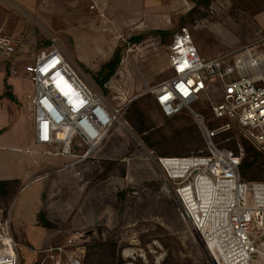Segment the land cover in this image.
Here are the masks:
<instances>
[{"label":"rangeland","instance_id":"374dc122","mask_svg":"<svg viewBox=\"0 0 264 264\" xmlns=\"http://www.w3.org/2000/svg\"><path fill=\"white\" fill-rule=\"evenodd\" d=\"M195 5L191 0H0V33L17 43L11 56L0 54V178L13 180L17 193L0 206V222L10 220L21 244V264H67V255L55 248L72 236L75 244L66 250L78 252L83 264H214L200 236L182 220L154 159L203 154V136L189 113L167 118L156 102V86L171 76L168 45L158 35L132 38L186 27L205 59L245 47L264 54V0H212L196 10ZM55 48L112 106L123 107L122 116L87 159L40 152L34 160L29 152L30 161L34 86L25 65ZM116 52L120 62L101 85L97 76ZM211 96L218 97L215 91ZM208 98L201 96L192 106L212 118ZM139 113L143 132L131 120ZM222 138L221 146L246 157L244 144L252 142L236 123ZM258 161L264 163V155ZM256 166V181L264 182V164ZM43 218L50 227L41 225Z\"/></svg>","mask_w":264,"mask_h":264},{"label":"built area","instance_id":"2783aa9c","mask_svg":"<svg viewBox=\"0 0 264 264\" xmlns=\"http://www.w3.org/2000/svg\"><path fill=\"white\" fill-rule=\"evenodd\" d=\"M16 51V41L0 33V54ZM168 62L171 76L154 90L158 107L167 118L189 113L205 143L203 154L154 158L174 192L179 214L200 236L214 264H264V182L244 180L242 153L217 141L236 123L264 152V54L245 47L205 59L183 27L168 49ZM25 70L34 86L36 145L50 155L89 158L120 122L123 107L112 106L58 48L41 52ZM205 95L212 118L192 106ZM216 120L224 121L217 125ZM75 239L55 248L67 255V264H83L78 252L66 250ZM20 248L4 218L0 264H21Z\"/></svg>","mask_w":264,"mask_h":264},{"label":"trees","instance_id":"16d2710c","mask_svg":"<svg viewBox=\"0 0 264 264\" xmlns=\"http://www.w3.org/2000/svg\"><path fill=\"white\" fill-rule=\"evenodd\" d=\"M192 2H194L195 5V10L198 9L199 7H201L202 5H209L211 3L212 0H191ZM158 35L160 36L164 42L166 43V45H168V49L171 46L174 37L176 35V29H158V30H151L148 31L146 33L140 34L138 36H135L132 38V41H140L141 39H143L146 35ZM159 47L161 46L160 41H158L157 44ZM120 62V54L119 52H116L113 56V58L108 61L106 64L103 65L101 71L99 72L98 76H97V80L99 81V83L101 85H103L106 80L112 76L115 73V70L118 66ZM10 97H13L12 93H9ZM136 106V104H133V107L131 108V110ZM136 118L135 119H131L133 125L135 126V128L137 129V131L139 132H143L145 131L147 128L143 125L142 121L140 124L139 122V118H141L143 115L141 113L136 114ZM181 116V115H180ZM178 117V116H177ZM176 118V117H173ZM224 135V133H222L218 138L217 141L220 143L219 139L222 138V136ZM226 137H223L222 139H224ZM150 138L149 137H145V140L148 141ZM245 149H246V157L242 160L241 163V176L244 180L246 181H256V179H260L257 178V176L253 173L254 169L258 166H256V164L259 163V167H262V164L264 163H260L258 161V157L261 155H264V152L259 150L257 147H254L252 144H249L248 142H245ZM14 181L13 180H8V179H1L0 178V206L2 204H6L9 200H11L10 198H12L15 195L16 192V186L13 185ZM41 225L43 227H50V223L47 220H44L41 222ZM115 248V247H112ZM115 256V253L112 255ZM111 257V255H110Z\"/></svg>","mask_w":264,"mask_h":264},{"label":"crops","instance_id":"0c3cea01","mask_svg":"<svg viewBox=\"0 0 264 264\" xmlns=\"http://www.w3.org/2000/svg\"><path fill=\"white\" fill-rule=\"evenodd\" d=\"M33 123H34V121H33ZM33 125H34V124H33ZM3 134H5V133H3ZM0 148H1V147H0ZM27 148H28V149H27L26 152L28 153V156H29L30 161H32V160H31V157H30V155H29V152H30L31 155H33L32 157H33L34 160L37 159V157H38V155L40 154V152H44V153H45V148H43V147H41V146H39V145H36L34 135H33V142H32V144H31V146H29V147H27ZM2 149H5V148H2ZM0 150H1V149H0ZM10 150L15 151V152L18 151V149L14 148L12 145L10 146ZM56 156H58L59 158H65V159H66V158H68L70 155H56ZM1 179H2V178H1ZM8 180H11V179L8 178ZM16 194H17V193H15V195L13 196V199L15 198Z\"/></svg>","mask_w":264,"mask_h":264},{"label":"water","instance_id":"95a60500","mask_svg":"<svg viewBox=\"0 0 264 264\" xmlns=\"http://www.w3.org/2000/svg\"><path fill=\"white\" fill-rule=\"evenodd\" d=\"M17 100V99H16Z\"/></svg>","mask_w":264,"mask_h":264}]
</instances>
